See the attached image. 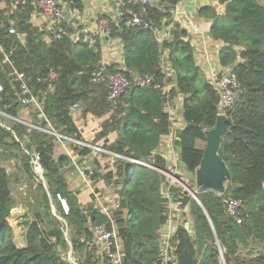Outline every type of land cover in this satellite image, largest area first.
I'll return each mask as SVG.
<instances>
[{
    "label": "trees",
    "instance_id": "1",
    "mask_svg": "<svg viewBox=\"0 0 264 264\" xmlns=\"http://www.w3.org/2000/svg\"><path fill=\"white\" fill-rule=\"evenodd\" d=\"M60 1L83 9L80 0ZM178 2L159 0L158 6H149L146 19L152 21L151 29L127 27L124 17L110 28L108 37L121 43L122 63L110 65L109 70L132 82L143 76L153 80L150 86H132L112 108L106 88L93 82L101 58L99 41L89 47L83 35L75 40L67 22L50 29L34 25L32 16L38 11L32 2L15 6L12 0H0V148L14 149L31 180L36 179L31 159L37 154L45 181V186L35 184L37 208L23 223L25 246L19 248L9 224L15 208L10 176L0 163V264H72L68 255L75 264H101L90 245L92 231L100 225L110 230V219L127 264H160L159 232L167 223L169 202L179 203L184 218L173 220V264H264V0H221L223 14L209 6L197 12L212 21L209 34L222 45L218 64L235 76L242 91L239 102L224 111L229 122L217 152L229 177L224 196L242 202L240 224L226 214L215 192L188 188L196 201L170 184L165 174L172 171L157 153L161 138L171 132L167 104L181 98L184 127L176 132L174 145L180 163L193 174L203 159L206 133L215 128L219 113L220 97L195 61L187 31L172 20L171 10ZM166 26H170L169 38L159 41L154 31ZM11 28L14 34H9ZM6 57L8 62L3 63ZM14 71L24 75L40 110L21 105ZM51 72L56 80L49 90L44 79ZM154 85L169 87L168 97ZM24 109L31 124L77 140L82 138L76 120L108 116L92 143L118 156L103 154L114 162L98 176L113 189L118 202L109 218L97 205L81 207L65 179L68 159L54 157L53 137L15 121L28 122L21 117ZM112 134L115 139L110 142ZM198 143L204 145L197 147ZM74 149L82 157L89 153ZM89 179L94 180V175L89 174ZM58 197L66 202L67 213ZM188 219L189 230L184 227Z\"/></svg>",
    "mask_w": 264,
    "mask_h": 264
},
{
    "label": "built area",
    "instance_id": "2",
    "mask_svg": "<svg viewBox=\"0 0 264 264\" xmlns=\"http://www.w3.org/2000/svg\"><path fill=\"white\" fill-rule=\"evenodd\" d=\"M14 5H21L24 6L28 2H32L34 6H36L37 11L40 13L41 18L46 23L47 27L50 29L52 27H55L59 23L67 22V17L65 10L61 6L60 0H12ZM190 0H179L178 4L171 10V13L175 17H183V23L188 26L187 29H189V32L191 34H195L199 36L200 43H201V52L204 54L203 62H202V70L205 73L206 79L208 80L209 84L215 89V91L218 93L220 97V103L218 107V116H224V111L226 108H230L234 106L237 102H239L241 98V88L239 84L237 83V80L235 76L226 69H222L219 64L214 65L212 64L208 57L207 51H206V44L201 36L200 28L199 26L195 25L193 21L186 16V13L183 11V4L186 2H189ZM151 4V0H118V19L121 17L126 18V26L130 28H142V29H151L152 27V21L149 19L147 20V12L148 8ZM121 8V9H120ZM118 19H111V18H104L100 19L97 22V29L99 30L101 37L103 41L108 38V34L110 31V28L113 24H117ZM169 28L164 38H159L160 31H154L158 40L163 41L165 39L169 38ZM9 34H14L15 30L13 28L8 30ZM95 34H87L85 37V42L88 44L89 47H92L95 44L96 39ZM8 62L7 57L4 59L3 63ZM109 62L106 60H103L102 57L100 58L98 62V68L93 76V82L102 84L106 90H107V98L106 101L110 104L112 108H115L116 101L123 95L128 89H130L132 86H150L153 84V80L149 76H143L142 78L136 79L134 82L129 80L127 77L123 75V73L119 71H110ZM12 77L15 81H17L19 85V90L21 93V105L24 107L32 106L36 109L40 110V103L31 94V89L28 87L27 82L25 81L24 75L19 74L16 71L12 73ZM56 80V74L51 72L45 79L44 82L49 84V87L52 89V84ZM155 89H160L163 95L168 97L169 87H162L160 88L158 85L153 86ZM0 86V91H1ZM173 102H169L167 104L166 110H168V114L171 118V115L173 114ZM77 106L74 105L71 108V111H73ZM170 110V111H169ZM174 115V114H173ZM41 118V117H39ZM11 119V118H10ZM19 123L25 124L30 129H36L42 132L47 133L48 135L52 136L54 139L55 146L60 147H70L72 149L78 148L77 150H89L92 154L97 155H109L112 157H118L117 155L108 152L105 150L101 145L93 144L84 142L83 140H77L71 137L64 136L63 134H60L53 130H47L42 129L36 125L31 124L30 122H24L22 120H15ZM173 123L171 118V129H172ZM137 164H141L139 162H136ZM145 165V164H144ZM31 166L35 171L34 173L36 175H41L42 169L39 165V157L37 154L32 155L31 159ZM84 174V172H81ZM175 175V174H174ZM174 175L169 176V174H165V176L171 180L170 184H177L179 187L183 188L185 191H189L184 184H182L180 181H178ZM167 195V198H169L167 192H165ZM215 194L222 198L226 210V214L231 217L236 224L241 223V219L239 217V212L242 208V202L237 199H231L224 196V193L215 192ZM59 202L64 210L65 213L68 212V207L66 205V202L63 199H60L58 197ZM96 205L100 208V211L105 214L108 218L110 217L111 210L114 209L118 202L115 198L112 206H108L107 203H105V199L103 195H96L94 199ZM177 206H179V203H171L169 202V208H168V220L167 223L163 226L161 231L159 232V259L160 264H173L174 258H173V248L170 244V240L172 237V234L174 232V218L175 213L177 209ZM187 209H184L183 212H187ZM179 211V210H178ZM110 230H108L105 226H96L92 233V242L90 245L95 246L96 248V254L100 259L101 264H127L124 254L122 252L121 243L119 241V238L117 236L116 228L113 225V220L110 219ZM71 257H69L70 259ZM73 264H75L73 262Z\"/></svg>",
    "mask_w": 264,
    "mask_h": 264
},
{
    "label": "crops",
    "instance_id": "3",
    "mask_svg": "<svg viewBox=\"0 0 264 264\" xmlns=\"http://www.w3.org/2000/svg\"><path fill=\"white\" fill-rule=\"evenodd\" d=\"M83 6L82 11H78L76 9L70 8L65 2L61 1V6L65 10L67 23L71 25V28L74 30V39H78L80 35H83L85 38L87 34H95L96 40L100 42L101 46V57L103 60H106L110 64H115L120 66L122 63V46L118 39L116 38H106L104 41L103 37L96 25L100 19L111 18L118 19V0H80ZM151 6H158L159 0H151ZM209 6L217 12V14L224 13V3L221 0H190L183 4V11L186 13V16L190 18L193 23L200 28L201 36L203 37L206 44V51L208 54L210 62L214 65H218V50L222 46L220 43L212 40L209 31L212 25V21L200 18L197 16V12L199 9ZM1 8H5L4 5ZM172 20L178 23L181 28L187 31L189 41L194 50V57L197 64L202 68V62L204 54L201 52V43L198 35L191 34L189 32L188 26L183 23V17H175L171 13ZM32 23L39 27H47L46 23L41 18L39 12H36L32 16ZM168 27H163V29L159 33V38H164L167 33ZM164 56H167V52H164ZM164 68H168L166 61L163 62ZM173 105H178L177 114L171 115L172 118V129L168 136H164L161 138V142L166 144V148L164 149V155L162 157L167 161L168 167L171 171H173L176 175L181 174L183 176L182 181L187 184L188 180L196 181V184H199V189H195L192 186L193 190L201 191H225L226 185L229 182V178L226 175H223L222 167L218 160L217 156V147H215L211 152L206 151V144L204 147L205 155L203 158L202 165L192 174L186 171L183 165L179 161V150L171 141L177 131L181 130L184 127V122L182 120V101L181 98L174 100ZM174 109H171V111ZM29 116V112L27 109L21 111V117ZM108 116H105L101 119H94L92 117H87L86 119L76 120L75 124L81 134V138L84 142L92 143L96 137V134L100 131V127L102 122L106 120ZM31 123V121H28ZM178 126L176 130H174V134L172 135V130ZM115 139V135L112 134L108 137L110 142H113ZM175 141V140H174ZM160 142V143H161ZM170 144V145H169ZM98 145H102L98 143ZM197 145H200L197 144ZM162 146L161 144L159 145ZM157 149V153L161 155V150ZM54 157L58 158L59 156H64L68 159L69 163L67 165V171L65 173V179L70 191L76 194L78 203L81 207H86L89 204L96 203L94 201L95 194L103 195L105 199V203L108 206H112L115 200V193L111 187L105 185L103 180L98 176H103L109 169L112 168L113 158L106 157L102 155L88 153L84 157L79 156L78 152L75 149L70 147H60L55 146ZM178 162V166L175 164ZM81 172H84L82 174ZM89 174L94 175L95 179L90 180ZM166 192V190H165ZM180 212L176 210V215H179ZM11 226V225H10ZM191 226V220L188 223V230ZM22 235L19 243H15V245L19 248H23L25 246L23 239V227L21 228Z\"/></svg>",
    "mask_w": 264,
    "mask_h": 264
},
{
    "label": "rangeland",
    "instance_id": "4",
    "mask_svg": "<svg viewBox=\"0 0 264 264\" xmlns=\"http://www.w3.org/2000/svg\"><path fill=\"white\" fill-rule=\"evenodd\" d=\"M178 105H173V114L178 112ZM168 111V110H167ZM170 111V110H169ZM25 120L31 121V115L26 116L23 118ZM3 126H8V122H3ZM179 128L176 126L172 130V135L174 134V130ZM174 143V137L171 140ZM162 146H160L159 150H161V156L164 155V149L166 148V144L164 142L160 143ZM199 144V143H198ZM170 145V144H169ZM204 144L200 143V145H197V147H202ZM16 154V155H14ZM0 163L4 165L9 173L10 176V194L15 202V208L11 211V215L9 217V224L11 225L12 232H13V241L14 243H19L21 240V235L22 231L21 228L23 227V223L29 219H32V214L33 212L36 211L37 208V200H38V193L35 190V184L36 182H41L45 186V181L43 178V175H36L33 171L34 169L32 168V171L36 177L35 180L29 179L25 173L23 172L20 164H19V158L17 157V153H15L14 149H8L4 150L0 148ZM142 164V163H141ZM177 166L179 165L178 162L175 163ZM145 166V165H144ZM169 174V176L174 175L175 173L172 171L171 173H166ZM180 179L181 183L186 186V188L190 187H195V189H199L200 187L198 186L199 184H196V181L194 180H188L187 184L182 181L183 176L181 174H177ZM168 181L171 183V180L168 179ZM193 189V188H192ZM166 190V186H164L163 191ZM195 191V190H194ZM193 190H189V194H195ZM61 199V198H60ZM54 209H52V214L55 215L53 212ZM175 218L180 219L181 222H183L184 218L181 216V214L176 215L175 213ZM190 219L186 223H184L185 229L188 230V223ZM190 228V227H189ZM68 255V259H69ZM71 263L75 261L74 259L70 258L69 259ZM75 263V262H74Z\"/></svg>",
    "mask_w": 264,
    "mask_h": 264
},
{
    "label": "water",
    "instance_id": "5",
    "mask_svg": "<svg viewBox=\"0 0 264 264\" xmlns=\"http://www.w3.org/2000/svg\"><path fill=\"white\" fill-rule=\"evenodd\" d=\"M228 122H229V120L227 118H225V116H218L217 117L216 123H215V128L206 133V145H207L206 151L211 152L215 147H217V152H218L219 145L221 142V138H222V135L224 134V132L226 130V124ZM204 155H205V150H204L203 158H204ZM217 156H218V154H217ZM217 158H218L220 165L222 167L223 175H226L228 177V173H227L221 159L219 158V156ZM202 163H203V159H202L201 165H202ZM217 192L224 193V191L223 192L217 191ZM190 195L194 200L197 201L194 194H190ZM174 229H175V227H174Z\"/></svg>",
    "mask_w": 264,
    "mask_h": 264
}]
</instances>
